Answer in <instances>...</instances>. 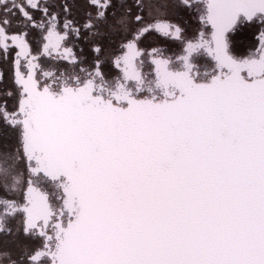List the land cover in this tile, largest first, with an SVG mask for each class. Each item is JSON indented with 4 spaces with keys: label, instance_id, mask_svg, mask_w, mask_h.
<instances>
[{
    "label": "snow or ice",
    "instance_id": "6c2138e0",
    "mask_svg": "<svg viewBox=\"0 0 264 264\" xmlns=\"http://www.w3.org/2000/svg\"><path fill=\"white\" fill-rule=\"evenodd\" d=\"M89 4L82 27L117 45L114 78L100 44L83 74L45 65H80L68 3L61 31L55 0H0L15 85L0 89V264H264V0ZM177 8L210 34L188 39ZM248 25L258 44L238 57ZM153 32L183 44L178 61L145 53Z\"/></svg>",
    "mask_w": 264,
    "mask_h": 264
},
{
    "label": "flooded vegetation",
    "instance_id": "af4514ba",
    "mask_svg": "<svg viewBox=\"0 0 264 264\" xmlns=\"http://www.w3.org/2000/svg\"><path fill=\"white\" fill-rule=\"evenodd\" d=\"M117 2H119V0H117ZM128 2L131 3L132 0H128ZM169 2L179 4L180 0H169ZM55 3L58 6L57 12L60 16L59 30L67 31L66 29H63L65 13L59 7L64 3H68L70 5V14L67 16V19L72 21L76 27H81V35L77 37L74 34H70L67 42V46L71 47L79 57L80 65L78 68H74L73 65L67 60H56L54 58L55 53H53V57H42L45 60V65L50 66L59 64L61 66V72L66 74L70 72H80L83 74V69L92 70L96 59V54L94 53L93 48L96 44H100L103 46L106 53V62L103 65L104 71L109 78H114L118 74L119 70L113 67L111 63V57L113 53L118 54L117 45L110 42L107 38H90L82 27L88 20V14L93 11L89 4V0H55ZM200 17L201 12L195 8H177L171 15L167 17V19L170 23L180 26L183 30V34L188 39H193L198 37L201 31L205 32L206 35L210 34L211 31L210 25H205ZM258 29L259 25H248L243 27L238 33L234 34L232 40V50L234 55L238 57H246L250 51L257 46V37L259 36ZM35 48L36 43L33 42L34 51ZM141 48L145 51V53H150L153 49L162 50L165 57L171 58L174 61H178V57L183 54V44L180 41L155 32L149 33L142 40ZM13 58L14 54L13 57H10L8 63L0 62V69L6 73V81L4 84H0V89L4 87H15L11 79V59ZM211 65L212 61L209 58L207 62L201 64V68L202 70L211 71ZM145 67L146 71L149 70L148 65ZM16 139L15 133H12L11 130H9L10 142L15 143ZM9 225L13 229L19 227L18 223L12 221H9ZM3 239H6V237L0 236V241H3ZM17 242L19 244L32 243L30 240L24 237L22 232L17 237ZM11 247L15 248V244L11 245Z\"/></svg>",
    "mask_w": 264,
    "mask_h": 264
}]
</instances>
